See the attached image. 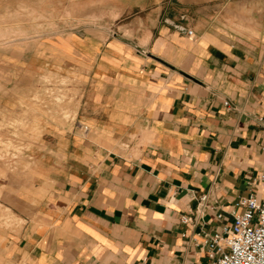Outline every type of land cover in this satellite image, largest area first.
Segmentation results:
<instances>
[{
	"label": "crops",
	"instance_id": "obj_1",
	"mask_svg": "<svg viewBox=\"0 0 264 264\" xmlns=\"http://www.w3.org/2000/svg\"><path fill=\"white\" fill-rule=\"evenodd\" d=\"M85 1L82 115L0 182L3 264H217L206 234L264 196V0Z\"/></svg>",
	"mask_w": 264,
	"mask_h": 264
},
{
	"label": "rangeland",
	"instance_id": "obj_2",
	"mask_svg": "<svg viewBox=\"0 0 264 264\" xmlns=\"http://www.w3.org/2000/svg\"><path fill=\"white\" fill-rule=\"evenodd\" d=\"M87 11L85 0H0V182L31 166L50 126L80 119L89 69L75 61V40L96 22ZM0 222L20 225L1 203Z\"/></svg>",
	"mask_w": 264,
	"mask_h": 264
},
{
	"label": "built area",
	"instance_id": "obj_3",
	"mask_svg": "<svg viewBox=\"0 0 264 264\" xmlns=\"http://www.w3.org/2000/svg\"><path fill=\"white\" fill-rule=\"evenodd\" d=\"M187 33L193 35L194 31L188 29ZM207 199V194L200 197L203 202ZM237 208L230 225L214 234H206L216 263L264 264V196L252 191L239 198ZM217 217L222 218L223 214ZM181 220L186 223L189 217L183 216Z\"/></svg>",
	"mask_w": 264,
	"mask_h": 264
}]
</instances>
